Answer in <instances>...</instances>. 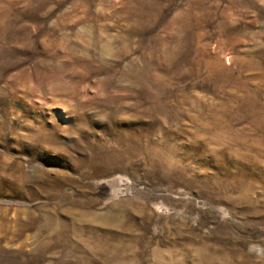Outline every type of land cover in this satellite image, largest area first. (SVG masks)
<instances>
[{
  "label": "rangeland",
  "instance_id": "1",
  "mask_svg": "<svg viewBox=\"0 0 264 264\" xmlns=\"http://www.w3.org/2000/svg\"><path fill=\"white\" fill-rule=\"evenodd\" d=\"M0 264H264V0H0Z\"/></svg>",
  "mask_w": 264,
  "mask_h": 264
}]
</instances>
